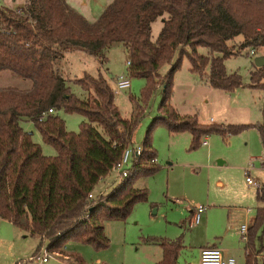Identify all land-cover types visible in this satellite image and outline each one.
<instances>
[{"label":"trees","instance_id":"obj_1","mask_svg":"<svg viewBox=\"0 0 264 264\" xmlns=\"http://www.w3.org/2000/svg\"><path fill=\"white\" fill-rule=\"evenodd\" d=\"M158 17H163V25L152 41L151 26ZM237 36V47L229 44ZM114 44L127 50V75L146 81L141 101L145 103L158 86L163 88L162 98L146 131L142 154L126 179L108 194L90 198L98 182L119 162L143 110L138 106L131 118L123 117L101 72L64 78L57 61L65 52L80 50L104 64L106 50ZM198 47L207 49V54H200ZM243 49L264 56V0H112L94 21L67 0H24L18 9L1 3L0 74L9 73L10 82L0 85V218L37 237V252L47 243L49 252L85 264L79 254L64 251V245L76 241L107 248L103 221L124 220L135 204L147 200V188H135L134 183L159 169L151 161L156 156L155 126L161 124L170 133L189 132L190 149H196L204 136L217 134L225 139L255 127L264 153V65L253 62L250 73V87L263 92L259 123H202L196 114H181L170 103L173 75L184 57L190 71L212 88L231 92L241 87V76L227 72L224 60ZM165 63L172 65L161 75ZM67 82L79 84L86 98L77 97ZM49 108L79 113L86 121L77 133L69 132L57 114L38 119ZM23 118L35 124L43 141L56 150L55 156L43 155L21 126ZM256 194L264 202V190L257 189ZM263 235L264 205L256 208L248 229L246 264L264 248L263 244L255 247ZM182 239L183 234L174 239L148 237L162 250L155 264H180Z\"/></svg>","mask_w":264,"mask_h":264},{"label":"rangeland","instance_id":"obj_2","mask_svg":"<svg viewBox=\"0 0 264 264\" xmlns=\"http://www.w3.org/2000/svg\"><path fill=\"white\" fill-rule=\"evenodd\" d=\"M1 3L18 9L23 6L24 0H0ZM100 13L101 9L95 10L87 18L88 21H94ZM162 25L163 17L156 18L152 23V41L156 40ZM239 40L240 37L237 36L229 44L237 47ZM197 50L200 54H207L204 47H198ZM248 51L249 49H243L224 60L227 72H236L242 78V86L231 93L195 83L194 79L197 78L204 83L205 81L190 71V62L184 57L173 75L170 103L180 113L196 114L201 122H210V118L213 124L261 122L263 92L250 87V73L254 70V64ZM126 56L127 50L124 46L114 44L106 50L104 64H100L92 55L81 52L61 58L57 61V67L64 78H82L84 74L96 76L101 72L114 91L113 78L127 71ZM175 59L176 56L173 60ZM171 65L172 63H165L160 67L159 73L164 75ZM9 77V73L0 74V85L10 82ZM129 78L128 89L114 91V103L125 118H131L138 106L142 107L140 122L130 137L133 144L141 145L148 127L158 114L163 88L158 86L144 103L141 101V92L146 84L145 79L136 76ZM67 85L77 97L82 100L86 98L87 92L79 84L67 82ZM51 114L61 117L65 129L69 132L77 133L81 123L86 121L83 115L76 112L53 110ZM20 124L24 130L31 133L32 140L40 145L43 155H56L54 147L43 141L31 120L23 118ZM182 136H185V140ZM187 139L186 133L174 134L161 124L155 126L152 145L157 153L155 163L159 165V169L153 176L141 177L134 183L135 188H147V200L135 204L124 220L103 221L104 233L109 240L107 248L95 249L89 244L69 241L65 244V251L79 254L85 264H155L162 250L157 244L148 241V237L163 236L174 239L183 234V248L179 256V262L182 263L188 260L191 253L195 254L198 247L205 244L203 240L211 231H224L228 226L227 233L237 236L234 233L235 227L242 223L243 219L240 222L239 216L233 214L228 217V210L245 209L244 213L248 210L246 216L249 215L250 218L255 214V209L263 205L262 201L256 199V190L264 189L262 148L257 129L248 128L227 136L225 141L217 134L204 136L201 141L205 139L207 146L200 144L196 151L188 149ZM204 149L208 152L205 153ZM243 152L248 154V160ZM250 156L258 157L250 159ZM218 160L224 163L219 166ZM168 162H171V165H168ZM251 163H254L255 170L249 173V177L255 181L254 185L245 181L246 175L242 170ZM216 180L223 182L221 187L215 184ZM119 182L115 173L110 172L98 182L97 187L95 186L96 192L103 190L108 194ZM198 206L205 207V211L201 214L199 223L190 226V211ZM208 212L210 218L204 222L203 217ZM237 239V249L240 248L243 252L244 239L240 234ZM38 244L37 237L0 218V264H36L37 262L29 260V257L37 252ZM46 245L47 243L40 250ZM234 258L237 264H243L240 258ZM58 259L59 261L50 259L42 264H75L68 259Z\"/></svg>","mask_w":264,"mask_h":264},{"label":"crops","instance_id":"obj_3","mask_svg":"<svg viewBox=\"0 0 264 264\" xmlns=\"http://www.w3.org/2000/svg\"><path fill=\"white\" fill-rule=\"evenodd\" d=\"M112 0H67V2H68V4H70L72 7H74L76 10H78L86 19L90 16V15H92L94 12H95V10H97V9H101V12L103 11V9L111 2ZM101 14V13H100ZM99 14V15H100ZM99 17V16H98ZM97 17V18H98ZM96 18V19H97ZM95 19V20H96ZM88 20V19H87ZM81 52H83V53H86V52H84V51H80V50H73V51H68V52H65L64 53V56H63V58H65L68 54H78V53H81ZM248 54L250 55V53L248 52ZM260 55V53H257V51H256V54L254 55V56H252L253 57V59H254V57H256V56H259ZM251 56V55H250ZM195 80V83H198L199 85H203V86H206V85H208L207 83H204V82H202V81H200L198 78H197V80L196 79H194ZM194 83V84H195ZM209 86V85H208ZM211 87V86H210ZM242 88H246V87H242ZM250 89V88H249ZM235 91V90H234ZM233 92V91H232ZM231 93V92H230ZM261 105H262V103H261ZM260 110H261V108H260ZM181 114H184V113H181ZM187 114V113H186ZM27 120H29V119H27ZM213 120H212V118H210V122H202V123H211ZM201 122V121H200ZM212 123H214V122H212ZM220 124H222V125H226L225 123H220ZM182 133H186V134H188V139H187V141H188V145H190V141H191V135H190V133L189 132H187V131H184V132H180V133H174V134H182ZM220 136V135H219ZM231 136V135H230ZM183 138H184V140H185V136H182ZM224 141H225V139L222 137V136H220ZM230 139V138H229ZM229 139H228V141H229ZM205 140V139H204ZM203 141V140H202ZM206 141V140H205ZM207 142V141H206ZM130 143H133V142H131V139H130ZM260 144H261V140H260ZM200 146V145H199ZM198 146V147H199ZM201 146H204V147H206L207 146V143L206 144H201ZM261 148H262V144H261ZM188 149L189 150H193V151H196V150H198L199 148H196V149H190L189 147H188ZM204 152L206 153V152H208L206 149H204ZM256 153H258V152H256ZM243 154L244 155H246L247 156V160H248V154L247 153H245V152H243ZM264 155V153H263V149H262V153H261V156H263ZM155 157H157V153H156V156ZM254 157L255 158H257L258 156H250V159H254ZM262 158V157H261ZM224 162L222 161V160H218V162H217V164L220 166V165H222ZM252 164V166H254V163H251ZM168 165H171V162H168ZM261 166H262V164H261ZM245 168H246V166L242 169L243 170V172H244V174L246 175V177H247V175H249V173L251 172V171H253V170H255V168L254 169H252V170H250V172L248 173V174H246L245 173ZM262 168H264V166H262ZM150 176H153V174L152 175H150ZM147 177V176H146ZM246 177H245V181H246ZM101 180H103V178L101 179ZM100 180V181H101ZM99 181V182H100ZM215 184L217 185V186H219V187H221L222 186V184H223V182L221 181V180H216L215 181ZM98 186V185H97ZM96 186V187H97ZM96 187L94 188V191H93V194L94 195H96V194H105V193H107V192H103V190L102 191H99L98 193L96 192ZM143 188H146V187H143ZM106 189V188H105ZM263 189V188H262ZM264 190V189H263ZM256 199H257V194H256ZM258 200V199H257ZM263 205H264V202H263ZM262 205V206H263ZM259 207V206H258ZM193 210V209H192ZM192 210L190 211V213H192ZM205 211V210H204ZM203 211V212H204ZM244 211H245V209H236V210H233V211H230V210H228V213H227V216L228 217H230L229 215L230 214H233V215H236V216H239V221L241 222L242 220L241 219H243V221L244 220H246V219H248L247 221H245V222H243L242 221V223H240V224H237V227H235V229L236 230H234V233L235 234H237V236L240 234L241 235V237H242V234H241V232H240V226L242 225V224H246L247 226H248V229H249V227L253 224V221H254V218H255V214H256V209H255V214L252 216V217H250L249 218V215H247L246 216V212H249L248 210H246V212L244 213ZM208 216H209V212L206 214V215H204V222H207L208 220H209V218H208ZM201 219V218H200ZM189 223H190V220H189ZM238 223V222H237ZM190 225V224H189ZM193 225H195V224H193ZM190 226H192V225H190ZM230 227V226H229ZM227 229H228V226H227V228H226V230H224V231H221V230H216V231H211V232H209L206 236H205V238H204V242H205V244H202L200 247H198L197 248V251H196V253L195 254H190V257L188 258V260H184L182 263L180 262V264H198V261H199V253H200V250L202 249V248H204V247H208V246H210V247H216V248H218L221 252H222V254L224 255V256H232V257H238V258H240V262L242 263L243 262V264H246V250H245V245H246V242H247V240H244V245H243V252L241 251L242 249H240V248H238L237 249V244H238V239H237V236L236 235H233V234H231V233H227ZM229 230V229H228ZM26 233H28V232H26ZM248 233V232H247ZM234 238V240L232 241V237L230 236V235ZM230 236V237H229ZM247 237H248V234H247ZM229 238H230V240H229ZM170 239V238H169ZM236 241V243H232V242H235ZM232 243V244H231ZM36 244H37V242H36ZM236 244V245H235ZM261 244H263L264 245V235H263V237H262V242H258V241H255V247L257 248V249H259V247H260V245ZM44 248V247H43ZM182 248H183V245H182ZM63 250L65 251L66 250V246L64 245V247H63ZM182 251V250H181ZM41 253V250L40 251H38V252H36V253H34V254H32V256H34V255H38V254H40ZM54 254H56V256H57V260L59 261V259L58 258H62V259H67V256H65V254L64 253H54ZM161 256H162V251H161V254H160V258H161ZM264 257V248L262 249V250H260V251H256V253L254 254V256H253V258H252V261H251V264H262V258ZM160 258L158 259V260H160ZM29 260H30V257H29ZM158 260H156V262L158 261ZM236 260V259H235ZM33 261V260H32ZM61 261V260H60ZM47 262H49V260L47 261ZM47 262H45V263H47ZM155 262V263H156ZM42 264V263H41Z\"/></svg>","mask_w":264,"mask_h":264},{"label":"built area","instance_id":"obj_4","mask_svg":"<svg viewBox=\"0 0 264 264\" xmlns=\"http://www.w3.org/2000/svg\"><path fill=\"white\" fill-rule=\"evenodd\" d=\"M251 56H254L256 54L255 49H251L249 51ZM127 64H129L127 62ZM113 88L115 92H121L122 90L128 89L130 87V78L127 75V73H122L119 75H116L113 80ZM53 112L52 108L47 109V111L42 112L39 116V120H43L46 118L47 115L51 114ZM207 142L203 140L201 144H206ZM143 146L141 145H135L133 143L127 144L121 154L120 160L118 163H116L110 172H114L116 175V178L122 182L126 177L128 176V170L129 168L137 163L139 160L140 155L142 154ZM152 162H156V158L151 159ZM261 164H264V156L261 158ZM253 169L252 164L250 166H247L245 168V173L248 174L250 170ZM246 182L250 185H254L255 181H253L249 175L246 177ZM89 197H94L93 193L89 194ZM205 210V207L198 206L192 210L191 218H190V225L198 224L201 218V214ZM87 216V214L85 215ZM240 232L242 234V238L244 240H247V232H248V226L246 224H242L240 226ZM50 259H56L57 256L54 253L49 252L46 248H43L41 253L38 255H34L30 257V260H35L36 264L45 263ZM198 264H237L236 260L232 256H224L222 252L216 248V247H204L200 250L199 253V261Z\"/></svg>","mask_w":264,"mask_h":264},{"label":"water","instance_id":"obj_5","mask_svg":"<svg viewBox=\"0 0 264 264\" xmlns=\"http://www.w3.org/2000/svg\"><path fill=\"white\" fill-rule=\"evenodd\" d=\"M253 62L256 66H263L264 65V56L263 55H259L254 57Z\"/></svg>","mask_w":264,"mask_h":264},{"label":"bare ground","instance_id":"obj_6","mask_svg":"<svg viewBox=\"0 0 264 264\" xmlns=\"http://www.w3.org/2000/svg\"><path fill=\"white\" fill-rule=\"evenodd\" d=\"M202 142V141H201Z\"/></svg>","mask_w":264,"mask_h":264}]
</instances>
